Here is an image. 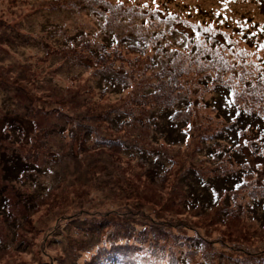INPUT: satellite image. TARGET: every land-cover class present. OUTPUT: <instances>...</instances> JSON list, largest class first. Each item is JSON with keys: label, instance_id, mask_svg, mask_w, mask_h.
I'll return each instance as SVG.
<instances>
[{"label": "rangeland", "instance_id": "obj_1", "mask_svg": "<svg viewBox=\"0 0 264 264\" xmlns=\"http://www.w3.org/2000/svg\"><path fill=\"white\" fill-rule=\"evenodd\" d=\"M237 53L264 66V0H0V264H93L110 228L129 253L138 242L179 257L200 235L193 262L264 263V206L249 208L243 186L227 207L224 193L208 204L206 188L185 183L191 167L215 177L233 161L230 140L201 137L220 126L211 102L228 98L202 67ZM161 66L180 88L157 89L155 74L172 77ZM128 67L139 74L122 85ZM139 84L152 102L185 93V130L165 96L132 104ZM247 138L235 144L251 161Z\"/></svg>", "mask_w": 264, "mask_h": 264}, {"label": "trees", "instance_id": "obj_2", "mask_svg": "<svg viewBox=\"0 0 264 264\" xmlns=\"http://www.w3.org/2000/svg\"><path fill=\"white\" fill-rule=\"evenodd\" d=\"M132 40H137V37H134ZM132 40L127 41V43L134 42ZM248 61H250V59L247 54H244L242 56V54L237 53V56H235L234 60L231 59V62H227L226 60L221 61L214 56L213 60L209 62L212 66L205 64L202 67V69H208V72L205 73L204 77L207 78L210 82V84L208 85V90H211L212 92L223 90L224 93H228V98L225 97L226 100L224 104H217L214 101L211 102V106L216 110V112H218L220 126L214 129L216 131H213L212 134L209 133L206 135H201V137H204V141L219 140V142H222V140L227 141L226 139H228L231 141L230 144L234 143L230 145L229 143L222 142L221 146L226 148L225 152L229 153L233 161L230 162V157L225 156L227 158L225 159L227 164L230 162V167H227V169L223 168L221 170H218L217 173L214 172L215 177L210 176L204 178L201 175V172L196 167H191L188 170V180L185 183L188 187L190 185L189 191L192 185V180H194L195 183H199L201 189L206 188L204 192H198H200V196H205L204 200L208 201L206 202L208 204L213 202V200L216 198V195H221L224 193L223 200L225 201V205L227 207L228 205L226 204V202L232 199L230 195L231 193L229 191H236L241 186H243V189L247 192L246 196L243 199H245V204L249 208L256 205L258 207L260 204L261 206H264V172H262V174H256L255 172V169H257L261 165H264V66L260 67V71H257L256 68H252V65L249 64L251 62ZM109 63L113 64V61H109ZM215 65L218 66V68H216ZM131 66H135V64ZM153 66H155V62H152L151 60V62L149 63V67ZM161 67L162 68L157 71L166 73L170 76L173 75L175 69L174 66ZM130 68L131 67H128V69L124 68L123 74L121 72L118 73L119 77L121 78L122 85L126 84V82L123 80V77H129L132 80L134 77H137V74H139L138 68ZM105 71H107L108 73H112L113 69L106 68ZM157 75L158 74H155V76H153V84H155L157 89L162 90L166 84H168L169 86H173L170 85L172 83L175 84L176 87L180 88L182 82L179 81V74L178 76H172L170 81H164L165 84L162 80H160L159 77H157ZM224 77L228 79L227 83H224ZM129 78L127 80H129ZM238 79L242 80L240 85L237 82ZM259 79L262 80L260 81ZM142 85L139 84V86L137 87V90L134 93L135 97H131V100L133 101L132 104H139L140 106L141 101H150V106L155 107L154 105L157 102L158 107V102L161 103L162 101H164L163 96H165L167 100L164 101L161 105L168 109L171 108V111L168 112L167 116V118H169L168 120L170 124L173 126L174 130H185L184 125L187 121L185 118L186 113H184V111L181 112L182 105L187 104V101H184L185 93H178L176 96L171 97L166 93L163 96H160L157 92H155V94H157L158 96H156L152 102L150 92L146 91V89H144ZM172 102H174L175 105L171 107ZM176 102L177 105H180H178L179 107L176 106ZM185 108H187L186 111H188L190 107L189 105H186ZM116 114L117 115L115 116V120H119L121 115H119V112H117ZM141 116L142 118H144L143 115ZM123 119L125 120V117H122L120 120ZM247 119L251 122L248 123ZM247 126L248 128L250 126V129H247ZM248 130L250 134L246 132ZM234 132H236V134ZM244 134L246 137L250 136V138L243 140V143L246 144L251 151V157H253L251 161L245 158L238 157L239 150H237L235 143L236 141H238L237 138ZM234 135L237 136L235 140L232 139V136ZM178 140L180 141L181 139ZM173 141L174 140H172L171 142ZM109 142L110 141H108V143ZM229 146H231V149L233 150L230 151V149H228ZM221 151L224 152L223 148ZM233 156H237L238 158H235ZM214 178H216V180ZM211 179L215 182H219L216 184L218 190L210 189L209 186H206L207 181ZM220 181L223 182V185L221 184V186ZM259 181H262V183H260ZM105 221H107V223L109 224H112L111 222H109V219ZM127 228L129 229L130 227L127 226ZM112 230L113 229L110 228L109 232L106 233L103 238L97 239L98 243L96 245H93L98 250L97 254L94 255L96 257L93 264H201L198 260L197 262H193V256L196 254L195 252L198 249L197 243H201V241L205 243V240H203V238L200 239V235H198L197 237L198 231L196 229H185L191 232L195 237H197L198 241H190L188 243V247L184 244L185 248L180 253L179 257L170 256L161 250L158 251L154 249V246L150 243H147L148 245H139V243L137 242L135 245L139 246V248H136L134 252L139 249L140 251H144V253L137 252L136 254H133V251L132 253H129L131 252V250L128 249L125 243L114 247L112 242L117 243L119 241V238H117V235L113 234ZM131 242L135 243L134 241ZM150 245L153 247H151ZM86 258L89 259L90 255ZM201 261H204L206 263L208 260L204 257V259H202Z\"/></svg>", "mask_w": 264, "mask_h": 264}, {"label": "snow or ice", "instance_id": "obj_3", "mask_svg": "<svg viewBox=\"0 0 264 264\" xmlns=\"http://www.w3.org/2000/svg\"><path fill=\"white\" fill-rule=\"evenodd\" d=\"M217 15H219V13H217Z\"/></svg>", "mask_w": 264, "mask_h": 264}]
</instances>
